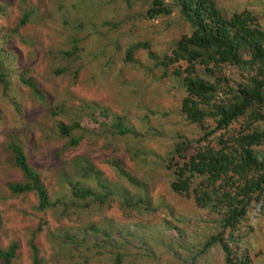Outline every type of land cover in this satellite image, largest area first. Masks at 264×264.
<instances>
[{
    "label": "rangeland",
    "instance_id": "1",
    "mask_svg": "<svg viewBox=\"0 0 264 264\" xmlns=\"http://www.w3.org/2000/svg\"><path fill=\"white\" fill-rule=\"evenodd\" d=\"M105 1L108 5L102 0H0V61L8 82L4 90L0 80V249L13 242L19 245L13 264H32L31 237L41 264H113V253L126 256L125 264H134L136 257L128 252L137 249L124 237L130 225H148V232L171 242L177 230L161 226L184 218L189 224L178 225L202 235L205 242L221 220L194 198L201 193V184L214 191L207 179L196 178L193 197L176 198L171 188L174 170L196 152V146H188L181 157L173 152L180 129L183 135L190 134L183 129L189 124L181 119L180 80L188 63L175 57L179 40L192 32L190 23L173 0H164L172 11L155 18L148 16L153 0ZM213 1L227 15L258 16L264 27V0ZM25 17V24L19 25ZM138 43L146 46L136 48L132 61L126 60L128 50ZM64 65L77 68L80 79L74 83L61 74L47 84V75ZM227 71L233 78L239 76L236 70ZM22 76L41 82L53 95L36 101ZM118 118L129 126L130 133L123 137L113 135ZM77 123L81 128L74 127ZM61 125L72 126L71 133L64 134ZM157 129L170 134L156 136ZM77 138L80 142L73 143ZM12 143L24 147L31 166L40 173L50 207L42 209L33 191L16 194L10 189L12 183H28L15 164ZM122 159L133 180L142 185L134 192L145 197L141 206H123V190L134 186L116 172L113 160ZM232 179L235 186L241 184L237 176L217 180L219 193ZM78 187L93 189L99 198L106 191L112 194L104 203L98 197L80 199L74 194ZM205 198L206 205L215 202ZM259 208L250 206L253 215ZM169 210L172 220L163 221ZM252 218L248 224L257 227ZM218 250L211 249L209 264H224ZM255 253V264H264V242ZM174 256L168 252L159 262L175 264Z\"/></svg>",
    "mask_w": 264,
    "mask_h": 264
},
{
    "label": "trees",
    "instance_id": "2",
    "mask_svg": "<svg viewBox=\"0 0 264 264\" xmlns=\"http://www.w3.org/2000/svg\"><path fill=\"white\" fill-rule=\"evenodd\" d=\"M173 1L181 8L192 27V32L179 40L175 50L177 61L188 63L185 70L187 73L180 80L183 90L181 119L189 124H184L183 127L186 128L183 129L190 134L186 133L185 137L180 129L179 142L175 143L173 152L181 157L188 146H196V152L174 170L176 177L172 175L171 188L176 198L180 194L193 197L191 188L196 178L207 179L214 191H208L207 186L201 184V193L195 194L194 198L202 206L211 207L215 214L221 216V220H217L215 231L205 242H202L205 239L202 235H193L186 227L178 225L189 224L184 218L176 217L174 223L169 221L161 226L177 230V238L171 242H165L167 238L164 236L148 232V225H130L124 237L132 241L130 246L137 250L128 253L137 258L134 264H160V256L163 260L168 252L175 255V264H201L203 261H207L204 264H209L211 249L217 246L223 254L221 258L224 264H255V251L264 242V229H259L264 223V150H259L264 147V27L258 16L246 12L227 15L213 0ZM102 2L108 5L105 0ZM171 11L172 8L164 0H153L148 16L155 18ZM25 22L26 17L19 25ZM144 46L146 44L138 43L129 49L126 60L132 61L136 48ZM70 53L65 52L66 56ZM4 68L5 65L0 61V80L6 90L8 82L4 78ZM227 70H236L239 76L233 78L227 74ZM61 74L74 83L81 77L77 68L64 65L47 75V84L55 83L48 81H52L49 80L51 78L56 80ZM21 79L30 87L36 101H48L53 95L47 93L49 90H44L41 82L24 77ZM147 118L148 115L142 120L146 121ZM118 119L112 125L116 130L113 135L123 137L130 133L129 126L123 119ZM74 127L81 128V125L77 123ZM60 128L66 135L73 129L72 126L64 125ZM147 129L152 130L150 127ZM169 134L166 131L164 135V129L156 130V136L166 137ZM79 142L80 138H77L73 143ZM10 146L16 166L28 178V183H12L10 189L16 194L35 192L42 209L53 205L41 175L31 166L24 147L13 143ZM168 155L165 160L169 165L171 161L170 154ZM113 162L116 172L122 175L127 185L134 186H127L123 190V206H141L145 197L134 192L142 185L133 180L129 169L124 168L123 159ZM232 176H237L241 184L235 186L232 179L231 184L224 185L222 194L219 193L217 180L230 179ZM193 192L195 193L194 189ZM74 194L80 199L98 197L93 189L87 187L75 188ZM111 194V191H106L104 196L96 199L104 203ZM205 196L215 202L206 205L208 199ZM222 198L225 200L218 204ZM252 203L260 207L255 215L250 210ZM221 208L224 209L220 210ZM141 210L143 211L142 207ZM169 216H172V210L166 213L163 221L167 218L172 220ZM251 218L256 220L257 227L253 223L248 224L247 221ZM92 227L96 228L94 224ZM123 240L124 238L119 242ZM119 242L117 244L123 247ZM179 244L186 250L179 247ZM29 245L33 255L32 264H41L34 237H31ZM142 246L145 251H142ZM18 247L13 242L7 249H0L2 264H13ZM113 258V264H125L127 259L119 253H113Z\"/></svg>",
    "mask_w": 264,
    "mask_h": 264
}]
</instances>
